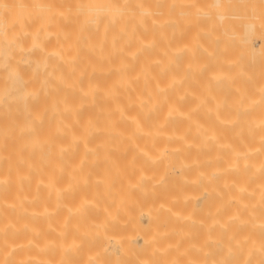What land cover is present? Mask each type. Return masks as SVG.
<instances>
[{
  "label": "bare ground",
  "instance_id": "1",
  "mask_svg": "<svg viewBox=\"0 0 264 264\" xmlns=\"http://www.w3.org/2000/svg\"><path fill=\"white\" fill-rule=\"evenodd\" d=\"M0 264H264V0H0Z\"/></svg>",
  "mask_w": 264,
  "mask_h": 264
}]
</instances>
